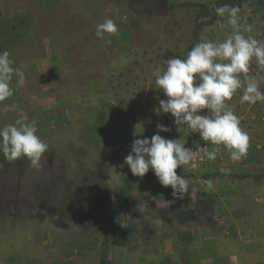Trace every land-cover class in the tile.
I'll return each mask as SVG.
<instances>
[{
	"label": "rangeland",
	"instance_id": "obj_1",
	"mask_svg": "<svg viewBox=\"0 0 264 264\" xmlns=\"http://www.w3.org/2000/svg\"><path fill=\"white\" fill-rule=\"evenodd\" d=\"M221 1L0 0V52L11 51L25 78L19 87L13 77L23 99L16 105L35 102L26 97L28 85L37 97L51 96L47 104L57 103V117L46 115L38 126L40 135H49L39 169L24 157L9 163L0 153V264L9 255L22 264H158L170 251L164 241L190 207L202 220L210 206L206 219H223L224 211H215L223 198L235 205L230 222L264 217V102L241 104L242 89L227 103L250 137L246 158L234 163L220 146L215 161L178 168L189 181L184 199L157 178L144 179L150 170L136 179L129 206L124 203L125 179L134 177L125 157L143 127L138 138L150 139L162 124L170 129L159 133L166 139L207 146L186 126L178 130L171 114H157L167 97L153 70L172 56L186 57L202 40L221 42L231 33L216 14ZM240 1L241 24L252 29L245 35L264 41V0ZM201 6L215 10L214 18L203 16ZM106 19L118 34L98 38L97 25ZM247 75L257 76L264 91V70L255 60ZM14 104L0 102V127L21 113L11 110Z\"/></svg>",
	"mask_w": 264,
	"mask_h": 264
},
{
	"label": "clouds",
	"instance_id": "obj_2",
	"mask_svg": "<svg viewBox=\"0 0 264 264\" xmlns=\"http://www.w3.org/2000/svg\"><path fill=\"white\" fill-rule=\"evenodd\" d=\"M216 14L225 17L226 26L231 28L223 41L202 40L186 57L172 56L161 62L164 67L158 65L153 70L156 86L167 97L159 101L157 114H171L178 130L186 126L191 133H198L207 146L195 143L194 150L186 147L181 139H166L159 133L170 129L157 124V133L150 139L138 138L144 127L140 134H134L137 138L125 157V164L134 176L143 178L153 171L162 186L172 188L176 199H184L189 193V181L184 175H177L178 168L196 169L198 159L199 162L215 161L220 146L228 151L234 163L246 158L250 137L227 101L242 89L241 104L264 102L262 81L257 76L247 75L253 60L264 70V41L245 35L252 29L242 26L239 7L225 4L216 9ZM118 31V25L106 19L97 25L96 36L103 38L106 33L118 34ZM13 65L10 53L0 52V102L15 94L14 76L17 86L25 84L23 72ZM241 74H244L243 79ZM204 110L207 114L202 115ZM209 145L213 146L211 150ZM48 149V143L38 135V122L27 113L21 112L14 123L0 127V153L9 163L24 157L32 168L39 169ZM207 184L212 187V181Z\"/></svg>",
	"mask_w": 264,
	"mask_h": 264
},
{
	"label": "crops",
	"instance_id": "obj_3",
	"mask_svg": "<svg viewBox=\"0 0 264 264\" xmlns=\"http://www.w3.org/2000/svg\"><path fill=\"white\" fill-rule=\"evenodd\" d=\"M7 51L11 52L10 50ZM12 57L14 56L10 55V58ZM12 86L15 89V94L7 99V102L12 100L13 104L15 101L14 106H10V108H13L11 109L12 111L17 108L15 110L27 113L30 119H35L38 122V126L45 124L46 115L49 116L50 114V118L57 117L53 115L57 112L55 109L57 103L54 101V103L49 102L47 104L46 101L51 96L46 95V92H43L42 96L37 97L34 93L36 88H32L29 85V87H24L25 90L29 88L26 91H30L28 93L29 96H26L28 101L35 102L31 103V105L29 102L27 107H18L19 105H16V103L23 100L21 99V90L13 83ZM100 111L101 109L98 113L95 111V114H98L96 116H99ZM18 118L19 115H13L11 123ZM40 128L38 127V135L42 140H48L49 135L39 134ZM237 186L239 187L238 183ZM233 198L235 201L238 199L235 198V195ZM219 199L220 205H216L215 211H224L222 214L223 219L214 221L206 219L209 212L212 211L211 206L204 209L203 220L200 214L191 207L186 211H194L197 216L195 220L182 222L177 219V223L174 224V228L177 231L173 232L170 241H164L163 243V250L168 247L170 251L167 253L163 251L159 257L158 264H264V217L243 223L230 222L228 220L229 212L234 210L235 205L233 203L227 205L222 203L223 198ZM259 201L263 204L259 208L264 211V198L259 199ZM189 223L192 224L189 225ZM3 260L1 264H22L18 260L14 261L13 255H9L7 258L3 257Z\"/></svg>",
	"mask_w": 264,
	"mask_h": 264
},
{
	"label": "trees",
	"instance_id": "obj_4",
	"mask_svg": "<svg viewBox=\"0 0 264 264\" xmlns=\"http://www.w3.org/2000/svg\"><path fill=\"white\" fill-rule=\"evenodd\" d=\"M242 1L245 2L246 0H241L240 2H242ZM225 4H229V5L237 6V7L241 6L240 3L236 4L235 0H223L220 3V7L224 6ZM185 5H187V4H185ZM190 5L194 6L193 4H190ZM201 8H202V15L203 16H208L210 18H214L215 10H213L212 12H208V10L205 7L201 6ZM198 30H199V27H198ZM216 176H219L222 178H229L228 176H225V175L220 174V173H218ZM256 177L258 179L262 178V176H256ZM137 178H138L137 176H134L132 179H130V178L125 179V188L123 189V196H124V203L126 206H129V204H130L128 194L134 188V184H135V181ZM148 178H157V177L155 176L154 172H151V173L147 174L144 179H148ZM206 178H208V177H206ZM182 215H183V217H180V220L182 222L195 220L197 218L196 213L194 211H184ZM103 261H104V259H102V262ZM103 264H106V263H103Z\"/></svg>",
	"mask_w": 264,
	"mask_h": 264
}]
</instances>
